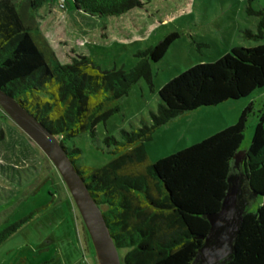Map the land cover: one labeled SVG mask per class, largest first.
Listing matches in <instances>:
<instances>
[{
  "label": "trees",
  "instance_id": "obj_1",
  "mask_svg": "<svg viewBox=\"0 0 264 264\" xmlns=\"http://www.w3.org/2000/svg\"><path fill=\"white\" fill-rule=\"evenodd\" d=\"M43 1L0 0V88L64 145L104 214L116 247L126 251L123 263L198 264L197 254L204 245L199 237L206 236L210 227L206 216L219 211L228 188L235 185L231 178L238 164L241 195L259 197L261 203L255 211H243L232 240L234 251L224 264H264V103L255 111L249 102L233 124L154 162L145 149L154 132L178 116L263 88L264 43L231 47L213 62L195 64L171 78L157 91L149 123L141 120V127L121 130L120 140L106 136L103 142L114 147L113 158L98 168L80 167L78 150L68 149L66 142L82 133L94 137L96 126L120 111L121 99L138 81L149 78L150 62H159L179 34L167 33L137 52L140 60L129 70H103L86 56L51 66L50 51L32 34L31 11ZM71 3L99 19L123 15L141 4L140 0ZM257 27L263 38L264 16ZM252 115L256 116L252 137L239 154ZM241 197L236 203L239 210ZM29 218L8 228L7 234Z\"/></svg>",
  "mask_w": 264,
  "mask_h": 264
},
{
  "label": "rangeland",
  "instance_id": "obj_2",
  "mask_svg": "<svg viewBox=\"0 0 264 264\" xmlns=\"http://www.w3.org/2000/svg\"><path fill=\"white\" fill-rule=\"evenodd\" d=\"M140 2L131 11L106 19L76 13L68 0H45L31 12L34 34L45 40L51 66L86 56L103 70H129L140 60L137 52L167 33L179 34L159 62H150L149 78L138 81L121 99L120 111L96 126L94 137L82 133L66 142L68 149L78 150L80 167L98 168L113 158L114 147L103 142L106 136L120 140L121 130L141 127V120L149 123L157 91L171 78L195 64L213 62L231 47L264 43L257 27L264 16V0ZM249 102L258 110L264 103V87L245 98L178 116L159 127L145 144L148 160L154 162L233 124ZM255 123L256 116H250L239 154L248 147ZM232 181L243 187L238 164ZM241 198L243 211H255L261 203L256 196ZM29 215L28 221L7 234L8 228ZM125 253L119 250L121 263ZM198 261L208 264L203 257ZM224 263L222 258L214 264ZM0 264H96L88 232L60 173L1 107Z\"/></svg>",
  "mask_w": 264,
  "mask_h": 264
},
{
  "label": "water",
  "instance_id": "obj_3",
  "mask_svg": "<svg viewBox=\"0 0 264 264\" xmlns=\"http://www.w3.org/2000/svg\"><path fill=\"white\" fill-rule=\"evenodd\" d=\"M0 107L38 145L60 173L88 232L95 263L124 264L121 263L119 249L114 243L104 214L64 145L37 118L29 114L19 101L1 88ZM240 195L238 187L230 186L219 211L206 216L210 227L206 236L199 237L204 240V245L198 251L197 259L203 257L208 264H214L222 258L225 261L229 259L234 251L232 240L243 213L236 204Z\"/></svg>",
  "mask_w": 264,
  "mask_h": 264
},
{
  "label": "crops",
  "instance_id": "obj_4",
  "mask_svg": "<svg viewBox=\"0 0 264 264\" xmlns=\"http://www.w3.org/2000/svg\"><path fill=\"white\" fill-rule=\"evenodd\" d=\"M17 3L18 2H21V0H15ZM45 1V0H44ZM44 1L42 2V3H44ZM70 3H71V0H68ZM41 3V4H42ZM71 5H72V3H71ZM73 6V5H72ZM73 9H74V12H79V14L80 13H83L82 11H78V10H76L74 7H73ZM32 12V11H31ZM83 14H85V13H83ZM33 17V16H32ZM35 21V20H34ZM35 28H36V26H35ZM35 28H34V30H32V34H34V31H35ZM35 35V34H34ZM36 36V38L39 40V44L41 45V46H43V47H45V48H47L48 50H49V48H48V46H47V44H46V42H45V40H43V37L41 36V35H35Z\"/></svg>",
  "mask_w": 264,
  "mask_h": 264
}]
</instances>
